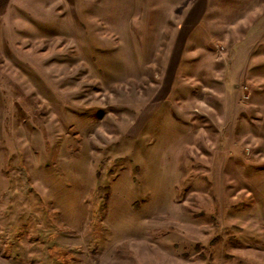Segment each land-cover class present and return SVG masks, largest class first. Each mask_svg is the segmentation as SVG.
I'll return each instance as SVG.
<instances>
[{"label":"rangeland","instance_id":"obj_1","mask_svg":"<svg viewBox=\"0 0 264 264\" xmlns=\"http://www.w3.org/2000/svg\"><path fill=\"white\" fill-rule=\"evenodd\" d=\"M123 2L0 0V264H264V0Z\"/></svg>","mask_w":264,"mask_h":264},{"label":"crops","instance_id":"obj_2","mask_svg":"<svg viewBox=\"0 0 264 264\" xmlns=\"http://www.w3.org/2000/svg\"><path fill=\"white\" fill-rule=\"evenodd\" d=\"M129 2V6H125L126 9H130L131 5L137 3V0H125ZM125 2H123L125 4ZM209 0H174V6L171 9H186L184 16H180V28L177 32L176 40H184L185 35L189 27L197 23L199 16L202 15L203 11L207 8ZM260 4V3H259ZM259 6V5H258ZM257 6V7H258ZM255 6V8H257ZM182 35V38H179ZM184 36V37H183Z\"/></svg>","mask_w":264,"mask_h":264}]
</instances>
